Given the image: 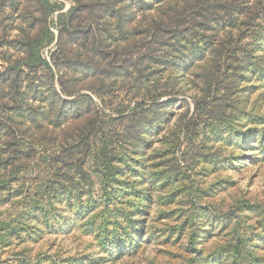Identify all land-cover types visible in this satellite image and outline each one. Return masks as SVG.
Returning a JSON list of instances; mask_svg holds the SVG:
<instances>
[{"label": "trees", "instance_id": "obj_1", "mask_svg": "<svg viewBox=\"0 0 264 264\" xmlns=\"http://www.w3.org/2000/svg\"><path fill=\"white\" fill-rule=\"evenodd\" d=\"M0 14V205L21 209L0 242L30 221L54 229L58 203L73 216L63 232L82 220L111 252L132 249L118 232L127 184L172 105L219 102L226 115L247 81L264 90V0H0ZM115 92L127 104L105 114ZM252 120L264 155V113ZM239 244L230 264H261Z\"/></svg>", "mask_w": 264, "mask_h": 264}, {"label": "rangeland", "instance_id": "obj_2", "mask_svg": "<svg viewBox=\"0 0 264 264\" xmlns=\"http://www.w3.org/2000/svg\"><path fill=\"white\" fill-rule=\"evenodd\" d=\"M69 6L65 2L62 12ZM52 51L43 56L49 59ZM251 82L238 95L239 108L226 115L219 102L203 110L190 99L172 105L175 117L151 135L150 148L138 158L140 177L127 184L134 193L123 212L126 230L118 232L132 233V249L111 252L82 220L63 232L59 225L73 216L57 203L49 217L55 228L27 222L19 235L0 242V264H230L239 242L244 257L264 264V155L252 140V114L264 113V90H252ZM115 94L99 100L105 114L127 104L124 92ZM18 211L1 204L0 223H19Z\"/></svg>", "mask_w": 264, "mask_h": 264}]
</instances>
